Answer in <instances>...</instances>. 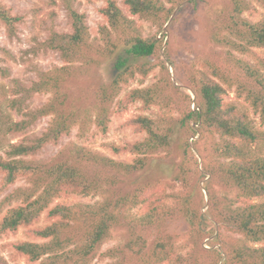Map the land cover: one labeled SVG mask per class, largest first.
I'll return each instance as SVG.
<instances>
[{
	"label": "trees",
	"instance_id": "trees-1",
	"mask_svg": "<svg viewBox=\"0 0 264 264\" xmlns=\"http://www.w3.org/2000/svg\"><path fill=\"white\" fill-rule=\"evenodd\" d=\"M74 1L65 0L71 32H54L46 43L59 54L64 65L42 73L30 88H21L27 97L50 95L42 107L25 114L33 120L50 117L49 125L42 135L31 141L10 144L6 158L0 156L4 189L20 178L27 181L26 187L17 188L1 201V212L14 202L20 204L8 209L0 221V231L17 233L25 228L33 237L42 240L15 245L17 254L30 263L92 264L115 228L124 223H137L146 228L148 224L158 223L163 211L168 215L160 205L147 215L134 218L131 210L146 204V189L121 191L124 179L148 166L150 155L171 147L174 127L168 121L164 124L162 120L140 115L129 122L139 132H145L146 139L125 147L114 146L113 151L137 156L132 163L115 161L76 144L66 147L50 161L35 158L46 146L58 145L74 128L78 127L82 135L87 134L92 121L106 132L111 106L122 87L134 80L143 83L161 65L163 41L157 35L144 37L132 16L163 29L175 10L161 0H123L128 15L116 0H107L101 10L106 24L99 30L100 39L91 40L86 17L74 8ZM253 2L264 9V0H228L208 25L211 41L243 55L251 54L252 48L264 49V19L252 23L243 17L246 12L255 10ZM18 21L19 18L12 16L0 3V25L13 29ZM150 57L158 62H142ZM109 62H113L114 71L109 84L97 86L85 102L72 97L68 89L71 79ZM227 62L230 70L206 63L202 70L193 73L190 89L195 95V109L184 113L180 126H189L191 137L210 134L224 139L214 149L218 158L207 165V171L222 187L230 190V196L226 195L220 206L212 202L210 209L218 230L227 229L239 238L225 246L224 258L217 252L218 261L213 264H264V154L259 149L264 144V132L255 129L246 112L224 101L228 91L234 88L237 96L259 115L264 127V75L244 59L228 56ZM169 81L165 88L131 90L119 103V109L125 110L126 105L140 101L144 109L149 110L165 97L176 104L183 99L191 101L189 95H182ZM89 97L93 102L90 106L87 105ZM17 102L13 101L12 106ZM24 127L25 124L14 123L9 131L17 133ZM186 149H190L188 142ZM191 171L183 167L180 170L187 184ZM191 194L182 199L180 211L189 232L181 240L180 251L171 242V236L162 234L148 247L144 240L137 250L133 244L128 246V252L110 250L107 255L114 259L110 264H195L189 261L194 259L195 253L185 252V249L191 246L194 250L196 240L204 241L208 236L203 226L204 215L195 207ZM72 195L98 197L99 200L90 204L56 203ZM43 217L48 224L39 227Z\"/></svg>",
	"mask_w": 264,
	"mask_h": 264
},
{
	"label": "rangeland",
	"instance_id": "rangeland-1",
	"mask_svg": "<svg viewBox=\"0 0 264 264\" xmlns=\"http://www.w3.org/2000/svg\"><path fill=\"white\" fill-rule=\"evenodd\" d=\"M116 1L124 12L130 15L123 0ZM161 1L168 8L172 6L175 8L173 16L163 29L159 25L132 16L143 30L144 37L157 35L163 41V48L160 51L161 65L157 66L143 83L134 80L122 87L119 96L111 106L106 132L92 121L87 134L82 135L78 127L74 128L69 136H63L60 139L58 145L46 146L35 157L42 161H50L66 147L76 144L93 149L115 161L132 163L137 156L125 152L117 154L113 151L114 146L125 147L146 139L145 132H139L135 126L129 124L131 120L143 115L162 120L164 124H167V121L173 124L171 147L150 155L148 166L141 172L124 179V184L121 186L122 192L146 189V204L131 210L134 218L139 219L147 215L155 206L160 205L164 206L168 215L163 211L158 218V223L148 224L146 228L137 226V223H124L123 226L115 228L110 238L100 248L92 264H110L114 261L107 255L110 250L128 252L130 244L135 245L137 250L143 245L144 240L148 247L162 234H166V237L171 236V242L176 246V250L180 251L183 246L181 240L189 232L180 210L183 197H188L190 193L196 202L195 207L201 215H204L203 226L208 236L204 241L198 238L194 250L191 246L185 249V252L195 253L194 259L191 258L190 262L213 264L218 261L217 252L224 258L225 246H228L231 240L239 238L237 234L227 229L218 230L214 214L210 209L212 202L220 206L225 196H230V190L222 187L218 179L210 176L207 171V165L218 158L214 149L224 139L210 134H202L203 136L197 134L191 137L189 126L185 128L180 126V121L185 112L195 109V95L190 87L196 70H202L206 63H213L222 69L230 70L227 58L233 56L250 62L264 75V49L252 48L251 54L243 55L211 41L208 25L216 18L217 11H220L228 0ZM106 2L107 0H75L73 2L74 8L86 17L91 40L100 39L99 30L106 24L101 13ZM0 3L10 10L12 16L19 18L13 29L0 25V156L5 157L10 144L31 141L47 129L50 117L33 120L32 116L25 114L42 107L48 102L50 95L36 94L33 97H27L28 94L21 88H30L39 81L42 73L64 65L59 54L49 49L46 43L52 33L71 32L72 28L65 0H0ZM253 8L254 11L246 12L243 17L252 23L262 21L264 9L255 2H253ZM157 60L155 57H150L142 62L148 61L155 64ZM83 75L71 79L68 89L73 98H80L85 102L97 86L107 85L112 81L113 62L87 71ZM168 80L179 89L182 95H189L191 101L183 99L181 103L176 104L165 97L164 100L159 99L158 103L149 110L144 109L140 101L126 105L125 110L119 109V103L131 90L150 87L165 88ZM13 101L18 102L12 106ZM224 101L246 112L252 119L255 129L264 132L259 115L244 99L237 96L234 88L228 91ZM92 103L89 97L87 105L90 106ZM31 121H33L31 124H26ZM14 123L25 124L26 127L17 133L10 132L9 129ZM190 126L194 125L190 123ZM186 142L189 143L190 149H186ZM259 149L260 153L264 154V144H261ZM182 167L185 170L189 168L192 170L187 177L188 184L180 175ZM2 182L0 173V203L17 188L27 186L24 178H20L7 189L3 188ZM98 200V197L72 195L62 197L56 203L90 204ZM19 204L20 202H14L11 206L5 207L2 212L0 211V221L9 208ZM47 224L43 217L38 226L44 227ZM133 225L136 227L132 229ZM22 241L42 242L29 234L25 228L17 233L0 231V264H39V262L30 263L17 254L15 245Z\"/></svg>",
	"mask_w": 264,
	"mask_h": 264
}]
</instances>
